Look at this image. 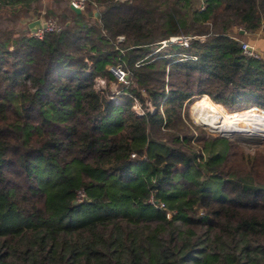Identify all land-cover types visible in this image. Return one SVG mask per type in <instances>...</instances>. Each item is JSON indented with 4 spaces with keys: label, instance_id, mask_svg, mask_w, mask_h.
I'll return each mask as SVG.
<instances>
[{
    "label": "trees",
    "instance_id": "1",
    "mask_svg": "<svg viewBox=\"0 0 264 264\" xmlns=\"http://www.w3.org/2000/svg\"><path fill=\"white\" fill-rule=\"evenodd\" d=\"M31 8L60 27L0 33V264H264V146L182 111L264 113V0H0Z\"/></svg>",
    "mask_w": 264,
    "mask_h": 264
},
{
    "label": "rangeland",
    "instance_id": "2",
    "mask_svg": "<svg viewBox=\"0 0 264 264\" xmlns=\"http://www.w3.org/2000/svg\"><path fill=\"white\" fill-rule=\"evenodd\" d=\"M198 4V3H197ZM95 12V11H94ZM2 14L0 12V21L2 24ZM2 25H0L1 27ZM182 34V33H181ZM184 35V34H182ZM123 37V35L119 38L117 37V40L121 39ZM242 41H247L248 43H252L253 46H255V48L264 53V29L260 28L254 32H251V34H248L246 36H243L241 38ZM117 79H119L120 81H124L125 79H120L118 76H116ZM97 86H104L105 85V79L103 77H98L95 79ZM108 89L110 90V93L112 94L113 97H115V94L118 92L119 87L118 85H116V83L114 82H110L108 85ZM194 95V94H193ZM198 98V97H197ZM196 98V99H197ZM195 99V100H196ZM194 100V101H195ZM194 101L190 104L191 102V96H189L183 103V117H184V121L187 125L190 126V128L194 131V132H198L202 131L205 134L209 135V136H218V137H223L225 139H229V140H237L239 143H242L244 145V150L252 153L254 152L255 148H258V146H264V138L259 135L256 132L253 133H246V132H242V131H234L230 134H226L223 130L218 129V128H214L211 126L206 125L203 120H201L198 116V108L202 105V106H211L219 115L223 116V117H229V115H232L231 112L229 111H234V110H225L224 108H221V106L217 103H215L214 101H212L210 98H202L199 99L198 102H196L195 104ZM201 102V103H200ZM199 103V104H198ZM190 104V106H189ZM198 104V105H197ZM193 105V106H192ZM132 107H134L135 111L137 112H141L142 111V107H140L138 102H134V104L132 105ZM192 107V108H191ZM196 107V109H195ZM258 108H261L264 110V108L257 106ZM229 108V107H227ZM228 111V112H225ZM232 109V108H231ZM248 110V109H246ZM234 114V113H233ZM252 123H250L251 125ZM224 135V136H223Z\"/></svg>",
    "mask_w": 264,
    "mask_h": 264
},
{
    "label": "bare ground",
    "instance_id": "3",
    "mask_svg": "<svg viewBox=\"0 0 264 264\" xmlns=\"http://www.w3.org/2000/svg\"><path fill=\"white\" fill-rule=\"evenodd\" d=\"M197 113L206 125L221 129L226 134L234 131H242L243 133L256 132L264 138V113L259 109L249 108L248 110L235 112L229 117H223L211 106L201 105ZM250 123L252 124L250 125Z\"/></svg>",
    "mask_w": 264,
    "mask_h": 264
},
{
    "label": "built area",
    "instance_id": "4",
    "mask_svg": "<svg viewBox=\"0 0 264 264\" xmlns=\"http://www.w3.org/2000/svg\"><path fill=\"white\" fill-rule=\"evenodd\" d=\"M85 1L86 0H69V3L73 4L74 6H78L80 9L85 5ZM202 7V6H200ZM41 21L45 22V26L44 27H39L38 29H36L35 31H31L28 30L27 33H30L36 37H39L42 35V31L44 30H58L60 25L59 23H57L56 19L52 16V15H48V16H44L42 14L39 15ZM38 17V18H39ZM122 35H118V37L120 38ZM190 36L189 35H182V34H174V35H170L166 38H163L160 40L161 45L167 44V43H180L183 45L187 44V40ZM240 47L243 51V53L251 56H259V55H264L263 52L258 51L255 46H253V44L248 43L247 41H240ZM110 69L113 71V73L118 76L120 79H123L126 76V72L121 69L119 66L117 67H110ZM131 155H133V153H131ZM84 195L83 190H79L77 192V199L82 198V196ZM148 200L150 202H153L155 204H158L160 206H164V203H162V201L159 199H153L152 195H150V197L148 198Z\"/></svg>",
    "mask_w": 264,
    "mask_h": 264
},
{
    "label": "crops",
    "instance_id": "5",
    "mask_svg": "<svg viewBox=\"0 0 264 264\" xmlns=\"http://www.w3.org/2000/svg\"><path fill=\"white\" fill-rule=\"evenodd\" d=\"M39 9H29L28 11L24 12H17L14 13L12 16H10L12 19H9V14L7 13H1L2 14V24L0 21V25H14V28L17 30L23 29L26 30V32L29 30L28 28V22L32 19L38 18L37 11ZM2 26L0 27V33L3 32Z\"/></svg>",
    "mask_w": 264,
    "mask_h": 264
},
{
    "label": "water",
    "instance_id": "6",
    "mask_svg": "<svg viewBox=\"0 0 264 264\" xmlns=\"http://www.w3.org/2000/svg\"><path fill=\"white\" fill-rule=\"evenodd\" d=\"M69 7L73 10V11H75V12H77V11H79L80 10V8L77 6H74L73 4H71V3H69ZM95 14H96V11H95ZM45 26V22L44 21H41V19H40V17L39 18H35V19H32V20H30L29 22H28V28H29V30H31V31H35L36 29H38L39 27H44ZM240 30V32H244V29L243 28H240L239 29ZM75 200H73V202H74Z\"/></svg>",
    "mask_w": 264,
    "mask_h": 264
}]
</instances>
